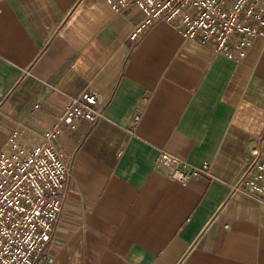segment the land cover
I'll use <instances>...</instances> for the list:
<instances>
[{
  "label": "crops",
  "instance_id": "crops-1",
  "mask_svg": "<svg viewBox=\"0 0 264 264\" xmlns=\"http://www.w3.org/2000/svg\"><path fill=\"white\" fill-rule=\"evenodd\" d=\"M106 0H0V150L56 124L97 90L104 115L62 124L70 164L61 218L33 264H264V201L234 189L264 154V37L233 58ZM161 150L189 169L168 175Z\"/></svg>",
  "mask_w": 264,
  "mask_h": 264
},
{
  "label": "built area",
  "instance_id": "built-area-1",
  "mask_svg": "<svg viewBox=\"0 0 264 264\" xmlns=\"http://www.w3.org/2000/svg\"><path fill=\"white\" fill-rule=\"evenodd\" d=\"M115 11L133 8L142 13L129 39L140 41L158 20L172 23L189 38L211 43L215 52L238 58L257 37H264V0H106ZM56 124L28 141L24 129H15L0 150V264H33L51 242L64 205V191L71 167L56 145L62 124L105 118L97 90L89 87L71 96L57 116ZM234 189L255 192L264 201V154L252 149ZM157 160L168 166L170 177L187 182L209 165L189 169L183 160L161 150Z\"/></svg>",
  "mask_w": 264,
  "mask_h": 264
}]
</instances>
